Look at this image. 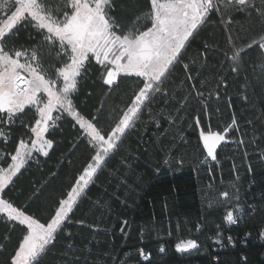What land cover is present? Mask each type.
I'll list each match as a JSON object with an SVG mask.
<instances>
[{
	"label": "snow or ice",
	"instance_id": "1",
	"mask_svg": "<svg viewBox=\"0 0 264 264\" xmlns=\"http://www.w3.org/2000/svg\"><path fill=\"white\" fill-rule=\"evenodd\" d=\"M136 4L129 14L123 6L117 9V0H0V222L10 225L13 233L19 232L11 251V235L0 238V253H6L4 264H42L61 237L72 240L69 226H85L84 220L74 219L76 212L122 149L130 154L121 159L120 168L131 171L133 157L125 143L142 124L154 126L156 134L164 136L168 132L164 125L170 128L182 120L194 100L203 102L201 112L209 113L213 92L205 97L209 81L201 80L210 60L207 53L223 55L221 71L230 61L227 71L236 76L243 70L242 54L248 49L257 47L264 54V0H143L142 5L136 0ZM236 14L260 25L259 39L246 48L238 46L244 37L234 30ZM214 16L226 35L230 56L208 40L202 41L203 51L192 48L203 33L217 26L212 22ZM23 26H29L38 37L30 38L27 45L19 43ZM93 64L109 95L125 85L123 106L106 108L101 101L88 109L77 102L81 81ZM220 87L227 88V76L217 83L216 99ZM193 119L202 163L216 162L220 147L233 142L229 133L239 131L237 120L233 117L220 131L212 129L210 115L207 127L200 115ZM65 123L76 135L69 155L83 146L77 160L68 161L70 167L79 166L66 174V182L54 194L45 193L49 183L45 180L39 187L33 185L21 202L23 191L12 195L18 180L33 164L39 167L42 158H50L57 146L55 132ZM247 155L245 152V158ZM173 162L177 161L165 152L162 164ZM177 163L183 164V160ZM248 171H252L250 164ZM56 178L53 173L52 179ZM233 194L236 206L224 217L229 224L237 223L236 213L244 211L239 188L233 185V193H219L224 201ZM101 206L97 200L94 207ZM260 236L264 238V230ZM67 248L71 251L75 245L69 243ZM198 248L195 239L175 244L178 253ZM159 251L165 252L163 245ZM139 255L150 264V253L141 248Z\"/></svg>",
	"mask_w": 264,
	"mask_h": 264
},
{
	"label": "trees",
	"instance_id": "2",
	"mask_svg": "<svg viewBox=\"0 0 264 264\" xmlns=\"http://www.w3.org/2000/svg\"><path fill=\"white\" fill-rule=\"evenodd\" d=\"M121 6L131 14L138 5L136 0H117V9ZM212 22L217 26L203 33L192 45L193 50L203 51L202 41L208 40L230 56V45L226 43L218 18L214 16ZM233 27L244 37L238 42L239 47L246 48L248 43L259 39L260 25L255 19L249 21L244 15L236 14ZM30 38L38 37L29 26L21 27L19 43L27 45ZM207 55L210 60L201 80L209 81L205 97L209 91L213 92L209 113L201 112L203 102L194 100L182 120L170 128L164 125L168 129L166 135L158 136L154 126L143 124L133 131L125 143L133 157L131 171L120 168L121 159L130 154L122 149L104 169L75 214L74 219L84 220L85 226L70 225L72 240L61 237L42 264H148L139 255L141 248L151 254L150 264H264V238L260 236L264 230V54L257 47L242 54L244 66L238 76L228 73L230 61L223 64L224 71H221L223 55L211 52ZM223 76H227V88L220 87L219 99H216L217 83ZM109 92L93 64L81 81L77 102L88 109L101 101L106 108L123 106L125 85L121 84L110 95ZM197 115L205 127L210 115L213 130L222 131L233 117L238 122L239 131H232L228 136L233 142L220 147L216 162L202 163L204 156L193 119ZM55 139L57 146L50 158H42L39 167L33 164L18 180V188L12 195L19 196L23 191L24 196L19 197L21 202L33 185L39 187L45 180L49 181L45 193L54 194L66 182V174L79 166L76 163L70 167L68 163L76 161L83 148L69 155L76 139L71 125L65 123L57 130ZM240 139L245 144L235 143ZM165 152L173 161L183 160V164L163 165ZM53 173L57 174L56 179H52ZM233 185L239 188V203L244 211L236 213L237 223L229 224L224 217L228 210L235 208L236 200L233 194L232 199L224 201L219 193L224 190L233 193ZM97 200L101 201L99 208L94 207ZM32 207L35 210L37 205ZM6 234L12 238L11 251L19 232L13 233L10 225L0 222V238ZM181 239H195L199 248L178 253L175 244ZM69 243L75 245L71 251L67 248ZM162 245L164 253L159 251ZM5 257L6 253H0V264H4Z\"/></svg>",
	"mask_w": 264,
	"mask_h": 264
}]
</instances>
